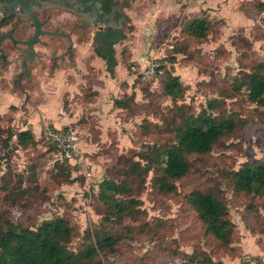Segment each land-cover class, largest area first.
I'll return each mask as SVG.
<instances>
[{"label":"rangeland","instance_id":"obj_1","mask_svg":"<svg viewBox=\"0 0 264 264\" xmlns=\"http://www.w3.org/2000/svg\"><path fill=\"white\" fill-rule=\"evenodd\" d=\"M128 14L127 33L114 48V75L87 50L73 65L47 73L34 104L0 74V125L30 127L35 135L25 147L5 148L0 140V209L31 227L66 216L74 250L100 229L118 235L111 250L98 254L102 264H191L192 253L224 264H264V197L233 189L227 176L247 158H264V102L248 99L242 85L264 60V0H130ZM198 14L214 22L201 39L182 30L185 19ZM155 61L179 74L185 85L179 99L162 91L160 74H140ZM215 96L224 105L212 112L230 115L235 126L210 151L188 155L189 171L172 191L160 190L154 161L141 178L131 172L125 156L153 155L152 143L173 137L168 110L183 102L198 111ZM47 127L75 129L79 151L72 158L52 151ZM104 175L129 185L128 197L137 198L132 214L119 221L105 219L98 193ZM195 188L213 191L226 204L233 224L228 242L205 230L188 201Z\"/></svg>","mask_w":264,"mask_h":264},{"label":"trees","instance_id":"obj_2","mask_svg":"<svg viewBox=\"0 0 264 264\" xmlns=\"http://www.w3.org/2000/svg\"><path fill=\"white\" fill-rule=\"evenodd\" d=\"M213 25L214 22L206 14H198L185 19L182 30L201 39L209 34ZM112 57L113 71L107 66L111 75L117 63L113 53ZM246 74V81L242 85L247 88L248 99L262 104L264 60L255 64L253 70ZM159 76H163L161 89L166 95L173 99L181 96L185 85L179 74L174 72L173 66H164ZM114 103L123 106L124 99L115 98ZM219 105H224V100L217 96L207 99L206 106L198 111H192L186 103H177L168 110L171 116L166 122L167 126L171 125L167 129L172 131L173 137L162 145L152 143L153 155H141V159H129L125 156V164L127 161L131 172L141 178L153 168L151 162H156L161 171L156 177L160 190L172 191L175 181L189 171L188 155L210 151L225 129L231 130L235 126V120L230 115L219 116V109L216 113L212 112ZM0 140L5 148L25 147L34 142L35 135L30 127L13 130L3 129L0 125ZM47 141H50L52 151L56 152L55 144L48 137ZM227 176L233 189L264 197V158H247L239 167L230 169ZM98 186L99 196L104 200L109 213L105 219L114 218L119 221L124 215L132 214L137 198L128 197L129 185L116 177L104 175ZM188 201L208 233L222 242L230 240L233 224L228 217L227 206L220 197L211 190L195 188L189 191ZM73 230L70 220L64 215L43 218L37 226L31 227L21 221H14L8 210L0 209V264H102L98 259L100 251L111 250L119 239L118 235L100 229L91 243L74 250L69 246ZM190 257L191 264H224L221 259H213L208 254L198 257L192 253ZM96 259L99 261H95ZM239 264L252 263L243 261Z\"/></svg>","mask_w":264,"mask_h":264},{"label":"water","instance_id":"obj_3","mask_svg":"<svg viewBox=\"0 0 264 264\" xmlns=\"http://www.w3.org/2000/svg\"><path fill=\"white\" fill-rule=\"evenodd\" d=\"M115 0H0L17 21L0 31V73L37 104L44 77L61 64L94 49L113 71L112 42L125 30L113 17Z\"/></svg>","mask_w":264,"mask_h":264},{"label":"built area","instance_id":"obj_4","mask_svg":"<svg viewBox=\"0 0 264 264\" xmlns=\"http://www.w3.org/2000/svg\"><path fill=\"white\" fill-rule=\"evenodd\" d=\"M163 71L160 63L151 62L146 64V68H142L140 74L145 77L158 76ZM46 134L49 139L55 144L57 152L62 157L72 158L79 149L77 146L78 134L73 128L63 127H47Z\"/></svg>","mask_w":264,"mask_h":264},{"label":"flooded vegetation","instance_id":"obj_5","mask_svg":"<svg viewBox=\"0 0 264 264\" xmlns=\"http://www.w3.org/2000/svg\"><path fill=\"white\" fill-rule=\"evenodd\" d=\"M129 1L130 0H115L114 4H113V6H112V8L110 10V14L113 17H118L119 16V17H123L124 20H125L124 34L117 41L112 42V53L113 54H114L115 45L117 43H119V41L122 40L125 37V34L127 33V31H126L127 26L126 25L129 23V14H128ZM17 18H18V14H17L16 11H11L7 15H5L2 12V10L0 9V31H5L9 27H11L17 21ZM89 52L90 53H96V51L94 49H89ZM75 58H73V59H71V60H69V61H67V62H65V63H63L61 65H65V64L73 65ZM11 86H13V85L11 84Z\"/></svg>","mask_w":264,"mask_h":264},{"label":"crops","instance_id":"obj_6","mask_svg":"<svg viewBox=\"0 0 264 264\" xmlns=\"http://www.w3.org/2000/svg\"><path fill=\"white\" fill-rule=\"evenodd\" d=\"M114 72H115V69H114ZM114 72H113V74L112 75H114ZM131 76H127V78L129 79Z\"/></svg>","mask_w":264,"mask_h":264}]
</instances>
